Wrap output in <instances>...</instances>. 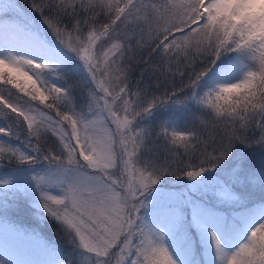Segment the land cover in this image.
Masks as SVG:
<instances>
[{
    "label": "snow or ice",
    "instance_id": "6c2138e0",
    "mask_svg": "<svg viewBox=\"0 0 264 264\" xmlns=\"http://www.w3.org/2000/svg\"><path fill=\"white\" fill-rule=\"evenodd\" d=\"M0 6V81L13 84L21 64L48 70L24 73L30 89L15 83L27 99L0 90L6 122L0 135L23 136L30 149L0 140V161L47 162V174L33 177L36 207L89 264H185L163 242L183 226V213L167 205L153 206L151 218L145 213L165 174L196 180L227 159L236 143L264 146V0H32L59 45L87 70L90 83L80 99L73 89L85 82H70L59 71L60 49L29 29L18 0H0ZM229 53L240 78L217 77L201 89ZM137 67L140 78L133 83ZM189 100L203 106L200 116L215 135L202 138L196 123L177 130L146 122L157 107ZM203 183L218 204L233 202L240 199L234 185L264 186V169L253 172L241 158ZM190 203L188 226L209 239L214 264H264V208L247 237L229 250L231 237L222 239L210 226L223 225V214ZM0 231L12 239L0 264H40L27 256L34 235L6 223Z\"/></svg>",
    "mask_w": 264,
    "mask_h": 264
},
{
    "label": "trees",
    "instance_id": "16d2710c",
    "mask_svg": "<svg viewBox=\"0 0 264 264\" xmlns=\"http://www.w3.org/2000/svg\"><path fill=\"white\" fill-rule=\"evenodd\" d=\"M18 3L22 8L23 13L33 22L38 24L48 38L56 41L54 33L48 28L41 14L31 7L32 0H18ZM231 58H233V54L229 53L217 60L216 64L212 67V70L216 68L217 65L227 64ZM139 78L140 68L137 67L133 72V83ZM177 84H179V78H177ZM9 89L14 94H18L25 98V95H23L20 90L15 89L12 84L3 85V82L0 81V90L7 92ZM169 90L171 91V89ZM162 91L163 89L161 92ZM159 94L160 93H158V95ZM160 108L164 110L168 109L170 111L174 109L173 116L178 119L179 126L183 129H187L191 127L193 123H196L202 130V138L208 139L210 136L215 135V130L212 129L211 126L206 127L203 122L207 117L200 116V113L204 110L203 106L198 105L194 100L185 101L180 104H164L153 111ZM195 117H198L196 121ZM146 121L147 123L149 122L147 117ZM150 121H153L149 124L155 126L154 128L159 126V119L151 118ZM0 126H6L5 118L2 116H0ZM20 137L23 138V136ZM4 139H6L8 143L19 145L24 147L26 151H30V149L24 146V143L19 141V139H16L15 136L4 137L0 135V140ZM176 147H179L181 152L183 151V146L181 144L176 145ZM241 158L248 162L253 172H259L264 169V146L258 144L245 145L236 143L229 157L222 161L216 169H211L203 174L201 178L192 180L187 176L165 174L156 185L167 191H183L185 198L204 197L205 199H209L207 196L203 195L202 191L195 188L193 189L191 184L203 182L207 177L213 175L222 177L230 166H235ZM31 166L32 163L20 164L16 161H0V180H6L4 178H8V181H10L8 185H0V221H7L23 230L38 229L51 242L56 243L63 249L65 254L64 257L70 262V264L85 263L87 260L82 257L80 250L76 249L75 246L69 242V238L65 235L64 230L54 220H51L50 218L48 219L46 213L44 214L41 208L36 207V204L40 200V196L38 190L33 187L35 183L33 180L35 173L30 174L28 172L30 171ZM36 173H38L37 169ZM233 187L240 196L239 200L218 204L214 199L212 205H214L215 208L222 209L227 215L234 214V210L236 209L244 212H255L264 208V186L252 185L243 187L237 184ZM5 209L6 211H4ZM182 213L184 224L180 228L186 231V237L188 240H190V237L192 238L191 242L194 246V253L200 256L202 255L203 250L199 238V231L194 226H188L191 221V209L187 200H183ZM208 242L209 241H207V243Z\"/></svg>",
    "mask_w": 264,
    "mask_h": 264
},
{
    "label": "rangeland",
    "instance_id": "374dc122",
    "mask_svg": "<svg viewBox=\"0 0 264 264\" xmlns=\"http://www.w3.org/2000/svg\"><path fill=\"white\" fill-rule=\"evenodd\" d=\"M25 17L28 22V27L31 31L36 33L41 39L45 40L48 44L60 49L62 53V60L59 71L65 76V78L68 79L70 82L71 81L85 82L83 88L76 87L73 89L74 95H76L77 99H80L81 93L84 91V88L87 87V83H90V78L88 77L87 70L84 67L83 63L77 57H75L74 54L67 51L66 49H63L62 46L59 45V42L50 40V38H48L45 35L41 27L35 22H33L27 15H25ZM0 54H2V49H0ZM26 58H31V57H26ZM37 63H39V61H37ZM19 67L22 69V71L14 74L16 76V80L12 84L13 87L17 90L20 89L15 87L16 82L21 83L22 85L26 86L28 89L31 88V81L27 79V76L24 74L25 72L27 73L28 76H33L34 72L36 71H41L42 73H46L48 71L47 69L37 70L34 67H29L23 64H21ZM241 74H242V70L238 67L233 66V58H231L227 64L222 65L211 71L209 76L202 81L201 89L210 86L212 81L215 80L217 77H221L225 81H235L236 79L240 78ZM46 78L52 79L58 85L62 86L64 84L63 80L58 81L56 80L55 77H51V76L45 77L43 75L41 76V80H44ZM22 93L23 95H25V99H27L26 93L25 92ZM173 112L174 109L170 111L168 109L164 110L161 108L156 111H152L151 114L147 116V118L149 119L148 123L153 122L150 121L151 118H156L159 119L160 121L159 126L161 124H166L177 130H184L179 126L178 119L173 116ZM159 126H157L156 128L158 129ZM53 138L55 139L56 137L53 136ZM19 141L23 142L24 146H26L24 139L22 137L19 138ZM36 169L38 170V173H36ZM49 170H50V166L47 164L46 161L38 160L35 163H32L30 171L28 172L30 174L35 173V175L47 174ZM4 179L8 180V178H4ZM33 187L36 188L35 183ZM191 187L193 189L195 188L202 191L203 195L207 196L209 199H205L204 197L185 198L183 191L181 192L174 190L167 191L164 190V188L155 185V192L153 193V196L150 197V199H152V204L149 205L148 211L145 213L146 218L152 217V208L155 205H167V206L175 207L182 212L183 200H187L189 202L190 209H191L190 202L199 201L205 207L210 208L217 213L223 214L226 221L223 225L212 224L210 226L213 227V229L218 232V234L221 236L222 239H224L225 236L231 237V239L225 240L226 247L229 250L236 247L240 242H242L247 237L255 221L260 218L259 217L260 210L255 212H251V211L244 212L236 209L234 210V214L232 213L231 215H227L222 209L215 208L214 205H212L214 199L211 198L210 193H208V189L203 182H199L195 184L192 183ZM49 190L52 191L53 195L59 193V189L53 188ZM0 223H6L8 226L16 229L17 231L23 232L25 234H31L36 237L35 244L30 246L27 251V256L29 259L39 261L40 264L41 263L49 264V262H54V264H60L61 260L65 261L66 264H68L67 259H65L64 257L65 254L63 252V249L56 243L51 242L40 230L38 229L23 230L17 228L16 226L10 224L7 221H2V220L0 221ZM199 238L203 250V253L200 256L194 253V246L193 243L191 242L192 238L190 237L189 238L190 240H188L186 237V231L180 227L177 228L174 233L165 234L163 242L165 243L166 246L167 245L169 246L174 256L178 260L185 262V264H192L193 260L196 261V264H214L215 261L214 252L210 247V243L209 242L207 243L209 239L205 235H203L200 231H199ZM153 239H155V237H153ZM11 244H12L11 237L6 232L0 231V253H3L5 250L10 248ZM83 264H89V261H86Z\"/></svg>",
    "mask_w": 264,
    "mask_h": 264
},
{
    "label": "bare ground",
    "instance_id": "6f19581e",
    "mask_svg": "<svg viewBox=\"0 0 264 264\" xmlns=\"http://www.w3.org/2000/svg\"><path fill=\"white\" fill-rule=\"evenodd\" d=\"M42 264V263H41Z\"/></svg>",
    "mask_w": 264,
    "mask_h": 264
}]
</instances>
